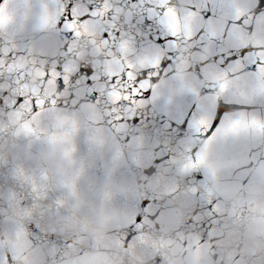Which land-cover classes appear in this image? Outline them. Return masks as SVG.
<instances>
[{
    "label": "snow or ice",
    "instance_id": "1",
    "mask_svg": "<svg viewBox=\"0 0 264 264\" xmlns=\"http://www.w3.org/2000/svg\"><path fill=\"white\" fill-rule=\"evenodd\" d=\"M170 10L178 20L192 13L202 26L190 36L174 34L167 25ZM220 17L225 19V32L210 33L208 26ZM261 22L264 0H255L242 15L235 14L231 0H0V114L13 117L20 113L22 133L40 141L49 135L43 125L47 123L54 135L59 117L68 113L71 102L79 95L85 103L107 106L108 115L101 123L125 143L138 137L148 139L149 123L136 119L137 112L143 114L151 109L160 114V121L152 124L156 132L162 130L165 140L156 136L155 154L143 175L151 178L162 167L167 168L176 179L177 192L196 202L189 227L199 228L202 242L208 243L218 218V201L206 192L208 165L227 157L236 138L252 133V128H238L233 123L240 114L254 126L257 153H264V33L258 31ZM233 26L247 33L245 46H225ZM85 28L90 34L85 33ZM29 37L34 41L50 37L49 44L59 42V55L34 51L29 56L17 43ZM81 43L109 60H119L120 72L101 74L91 63L81 60ZM154 56H159L158 63L141 66L145 58ZM181 63L186 64L188 77L201 82L199 87L181 83ZM235 65L240 66L239 71H232ZM29 68L41 73L36 77L41 93L49 82L54 85L52 96H34L25 89ZM211 71L217 79L207 78ZM114 90L130 99L113 103L110 94ZM247 96L251 100L242 102ZM132 101L141 106L134 114L125 115ZM201 101L210 107L209 112L202 110ZM24 106L26 113L22 112ZM189 139L195 143L187 152L171 150ZM260 159L264 162V156ZM13 174L27 188L32 201L24 205L30 223L27 234L33 239L43 238L53 249L71 248L58 241L54 233L45 231L33 217L32 209L45 199L50 200L49 210L52 205L59 206L58 198L49 197L54 188L47 177L28 175L19 168ZM116 195L119 207L131 217L122 230L123 243L131 245L143 235L145 221L155 220L159 211L148 197L124 189ZM202 212L207 213L206 219H197ZM0 264L16 261L6 254Z\"/></svg>",
    "mask_w": 264,
    "mask_h": 264
},
{
    "label": "water",
    "instance_id": "2",
    "mask_svg": "<svg viewBox=\"0 0 264 264\" xmlns=\"http://www.w3.org/2000/svg\"><path fill=\"white\" fill-rule=\"evenodd\" d=\"M85 33L90 34L87 28ZM49 40L29 37L17 43L29 56L34 51L59 55V42L49 44ZM78 55L101 74L116 75L121 70L119 60L107 59L88 44H80ZM158 62L159 56L149 57L141 66ZM185 67V63L178 66L181 83L199 87L201 82L188 77ZM239 68L235 65L232 71ZM28 74L25 89L32 95L47 98L54 94L51 82L41 93L36 82L41 73L29 68ZM207 78L215 80L217 74L211 71ZM110 99L115 103L130 97H121L119 90H114ZM250 100L247 96L242 102ZM71 104L68 113L59 117L54 135L47 123L43 125L49 135L40 141L22 133L20 113L13 117L0 114V261L7 254L16 264H156L157 260L159 264H264V162L260 159L264 153H257L254 126L243 114L233 123L238 128H252V133L236 138L227 157L208 165L206 192L218 201V218L211 238L203 243L199 228L189 227L196 202L177 192L176 179L167 168L162 167L151 178L143 175L154 157L156 136L165 140L162 130L156 132L152 124L160 121V114L151 109L137 112L136 119L149 123L148 139L138 137L125 143L101 123L108 115L107 106L85 103L79 95ZM132 105L124 110L125 115L134 114L141 106L138 101ZM201 108L210 111L203 101ZM22 112H27V106ZM194 143L189 139L171 150L187 152ZM17 168L28 175L47 177L54 188L49 197L58 198L59 206L52 205L49 210L50 200L45 199L32 209L33 217L71 248L53 249L43 238L33 239L27 234L30 223L24 205L32 201L27 188L13 174ZM120 189L148 197L159 211L155 220L145 221L143 235L131 245L123 243L122 230L131 217L119 207L116 194ZM206 217L202 212L197 219Z\"/></svg>",
    "mask_w": 264,
    "mask_h": 264
}]
</instances>
